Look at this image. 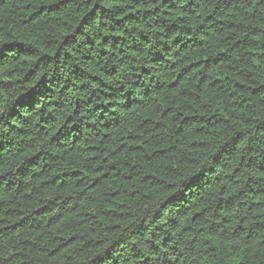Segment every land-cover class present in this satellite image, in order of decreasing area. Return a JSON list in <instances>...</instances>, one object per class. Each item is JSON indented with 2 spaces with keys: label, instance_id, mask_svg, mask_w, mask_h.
Wrapping results in <instances>:
<instances>
[{
  "label": "trees",
  "instance_id": "16d2710c",
  "mask_svg": "<svg viewBox=\"0 0 264 264\" xmlns=\"http://www.w3.org/2000/svg\"><path fill=\"white\" fill-rule=\"evenodd\" d=\"M0 264H264V0H0Z\"/></svg>",
  "mask_w": 264,
  "mask_h": 264
}]
</instances>
